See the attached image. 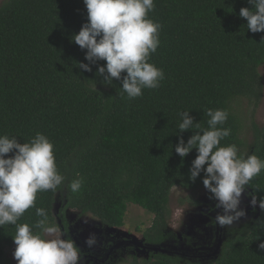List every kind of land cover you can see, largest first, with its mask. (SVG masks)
Instances as JSON below:
<instances>
[{
    "label": "trees",
    "instance_id": "obj_1",
    "mask_svg": "<svg viewBox=\"0 0 264 264\" xmlns=\"http://www.w3.org/2000/svg\"><path fill=\"white\" fill-rule=\"evenodd\" d=\"M154 5L148 15L161 26L160 43L150 62L165 78L157 89H143L142 96L129 99L119 80L105 84L96 74L105 61L91 65V72L78 67L89 63L86 50L71 39L87 21L83 0L0 4V134L15 135L20 142L45 134L66 177L56 190L38 192L35 207L17 223L34 225L40 219L35 210L43 207L47 224L54 229L59 224L66 236L67 209L120 227L131 202L154 215L143 231V245L164 242L172 188H204L203 173L195 182L188 179L196 149L184 158L175 152L180 136L186 143L195 131L178 132L179 113L185 110L202 127H207V109L226 110L222 127L231 134L221 145L235 143L240 152L264 159V125L252 119V139L244 142L236 110L241 98L256 106L263 88L264 32L248 30L239 15L241 7L252 5L248 0H154ZM76 178L83 183L73 193L68 185ZM247 189L264 197V171ZM250 214L234 230L225 229L218 253L205 262L149 250L145 258L133 256L123 264H264L259 247L264 211L253 207ZM15 232L14 225L0 227V262Z\"/></svg>",
    "mask_w": 264,
    "mask_h": 264
},
{
    "label": "clouds",
    "instance_id": "obj_2",
    "mask_svg": "<svg viewBox=\"0 0 264 264\" xmlns=\"http://www.w3.org/2000/svg\"><path fill=\"white\" fill-rule=\"evenodd\" d=\"M83 3L87 21L71 39L86 50L85 59L89 63L79 62L78 67L91 72V65L105 61L98 65L96 74L103 77L105 84L119 80L129 99L142 96L143 89H157L165 76L162 69L150 62L160 43L161 26L148 15L155 7L154 0H83ZM248 3L252 7H241L240 17L246 18L251 32H264V0ZM206 115L207 127H202L189 110L179 113L178 132L195 131L186 143L180 136L175 152L184 158L196 149L188 179L195 182L203 173L204 189L208 198L215 201L213 208L219 210L214 216V227L229 229L246 216V209L241 207L245 195L250 196L252 207L258 204L264 211V197L247 192L253 178L264 171V159L254 152H240L235 143L221 145L231 134L230 128L222 127L228 119L226 110L209 108ZM65 180L57 168L54 145L45 134L37 132L27 142H20L15 135L0 134V227L10 224L16 228L12 239L17 264H80L79 246L71 238L54 234L43 207L36 208L35 215L40 219L34 225L17 223L29 208L35 207L38 192L56 190ZM82 183L83 178H76L68 186L76 193ZM96 242L95 234L85 239L88 247ZM259 247L264 249V241Z\"/></svg>",
    "mask_w": 264,
    "mask_h": 264
},
{
    "label": "rangeland",
    "instance_id": "obj_3",
    "mask_svg": "<svg viewBox=\"0 0 264 264\" xmlns=\"http://www.w3.org/2000/svg\"><path fill=\"white\" fill-rule=\"evenodd\" d=\"M3 1L0 0V4ZM259 71L263 78V88L256 106L247 98H241L236 105L237 113L243 122L240 136L246 143L252 139L251 120L264 125V63L260 65ZM208 197L209 194L204 188L193 191L174 186L170 194L171 217L166 239L160 244L153 245H162L161 247L166 249L165 254L175 252L181 256L199 257L204 262L216 256L213 250L224 238L221 236L223 229L214 227L213 219L216 211L219 210L213 208L215 201ZM59 204L60 201L57 199L54 212L58 210ZM241 207L246 209V216L226 229L228 232L234 230L241 222L249 220L250 214L247 210L252 206L241 203ZM153 216V213L130 202L127 204L123 226L110 227L89 213L81 215L75 209H67L69 234L66 236L59 224L54 234L61 235L65 239L71 238L76 242L80 249V262L85 263L86 258L89 257V264H123L133 256L138 259L148 256L149 250L141 245L145 244L143 231L151 225ZM56 221L59 222V219L56 218ZM90 234H95L97 238L96 244L92 247L85 244V239ZM15 247L13 244L4 248V259L0 264H17L13 257Z\"/></svg>",
    "mask_w": 264,
    "mask_h": 264
},
{
    "label": "water",
    "instance_id": "obj_4",
    "mask_svg": "<svg viewBox=\"0 0 264 264\" xmlns=\"http://www.w3.org/2000/svg\"><path fill=\"white\" fill-rule=\"evenodd\" d=\"M256 207L259 208L258 204H257ZM221 242H222V240L219 241V242L217 243L216 248H215V253H217V252L219 251V248H220ZM141 246H143L144 249L147 248L148 250L161 251V252H163V253L166 252V249L163 248V247H161L162 245H157V246H155V245H153V244H147V245H141ZM167 251H168V250H167ZM213 252H214V251H213Z\"/></svg>",
    "mask_w": 264,
    "mask_h": 264
},
{
    "label": "flooded vegetation",
    "instance_id": "obj_5",
    "mask_svg": "<svg viewBox=\"0 0 264 264\" xmlns=\"http://www.w3.org/2000/svg\"><path fill=\"white\" fill-rule=\"evenodd\" d=\"M241 203L249 204V199L247 198L246 195L242 198ZM252 208H253V207H252ZM252 208H251V209H252ZM251 209H250V210H251ZM250 210H247V211H248V212H247L248 214H250ZM250 215H251V214H250ZM213 220H214V219H213ZM213 220H212V221H213ZM214 223H215V220H214ZM206 224H207V223H206ZM224 231H225V229H223V230L221 231V236L225 238V236H224ZM223 240H224V239H223ZM86 260H87V261H86L85 263H84V262H80V264H89V262H90V258L87 257Z\"/></svg>",
    "mask_w": 264,
    "mask_h": 264
}]
</instances>
